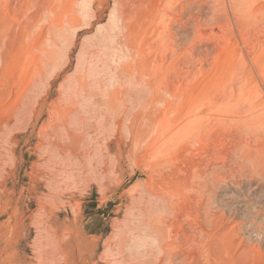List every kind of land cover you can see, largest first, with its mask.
I'll return each instance as SVG.
<instances>
[{"label":"rangeland","instance_id":"374dc122","mask_svg":"<svg viewBox=\"0 0 264 264\" xmlns=\"http://www.w3.org/2000/svg\"><path fill=\"white\" fill-rule=\"evenodd\" d=\"M249 1L0 0V264H264V121L194 111L224 36L264 58Z\"/></svg>","mask_w":264,"mask_h":264},{"label":"bare ground","instance_id":"6f19581e","mask_svg":"<svg viewBox=\"0 0 264 264\" xmlns=\"http://www.w3.org/2000/svg\"><path fill=\"white\" fill-rule=\"evenodd\" d=\"M252 1V0H251ZM248 2H250L248 0ZM161 3V2H160ZM246 4V3H245ZM249 5V4H248ZM174 7V6H173ZM243 8H245L243 5H242ZM249 7V6H248ZM249 9V8H248ZM244 10V9H243ZM160 17V16H159ZM214 22V21H213ZM200 25V24H199ZM198 27V26H197ZM195 28V26H194ZM199 28V27H198ZM1 31V30H0ZM196 29H195V33H196ZM198 33V32H197ZM200 34V33H199ZM201 35V34H200ZM199 35V37H200ZM166 37V36H165ZM2 38V37H1ZM164 39V37H162ZM160 39V38H159ZM152 40H155V39H152ZM165 40H167L165 38ZM235 41V40H234ZM161 44V43H160ZM224 46L221 45V49H220V52L222 53L221 55L225 54L228 59L230 60H227L225 61L224 63V60L223 58H221V56H213L210 51L208 52V54L204 57L202 55H199L198 56V59H197V65H196V80H197V88H196V95H195V99H194V111H195V117H196V121H199V122H202V123H212V122H224V121H237L240 123V121L242 122H261V121H264V58H261V57H258L256 58V60L253 62L254 64L252 65H241L240 68L239 66H237V63L235 62V60H233L235 57H236V46L237 44H232L230 42V39L228 36H224ZM239 44V43H238ZM163 49V48H162ZM157 50V49H156ZM155 50V51H156ZM211 50V49H210ZM159 52V51H158ZM156 51V53H158ZM161 52V51H160ZM193 52V51H192ZM196 52V51H195ZM188 53V52H187ZM186 53V54H187ZM165 54V53H164ZM163 55V54H162ZM195 55V54H194ZM243 55V54H242ZM154 56V54H153ZM157 56V55H156ZM155 56V58H156ZM188 55H186L187 57ZM152 57V56H151ZM150 57V58H151ZM154 58V57H153ZM160 58V57H159ZM164 58V56L162 57ZM182 59V58H181ZM180 59V60H181ZM255 59V58H254ZM159 60V59H158ZM166 60V59H165ZM242 60V59H241ZM152 61V60H151ZM150 61V62H151ZM185 61V60H184ZM196 61V60H195ZM243 61H244V58H243ZM161 62V61H160ZM177 62V61H176ZM191 62V61H190ZM246 63H248L247 61H245ZM186 63V61H185ZM245 63V64H246ZM155 64V63H154ZM158 64V63H157ZM156 64V65H157ZM163 65V63H160ZM193 65V64H192ZM154 66V65H153ZM160 66V65H159ZM176 65H174L175 67ZM189 66V65H188ZM155 67V66H154ZM164 67V66H163ZM194 66H192V68L190 69H194L193 68ZM189 68V67H188ZM152 69V67H151ZM150 69V71H151ZM154 69V68H153ZM159 69H161V67H159ZM182 69V68H181ZM158 70V69H157ZM183 71V70H182ZM181 71V72H182ZM189 71V70H187ZM156 72V71H155ZM154 71L151 72V73H154L156 74ZM159 72V71H158ZM162 72V71H160ZM159 72V73H160ZM167 72V71H166ZM164 72V73H166ZM180 72V73H181ZM158 73V74H159ZM168 73V72H167ZM177 73H178V70H177ZM192 73V72H191ZM170 74V73H169ZM187 74V73H186ZM165 75V74H164ZM167 75V74H166ZM173 76V74H171ZM178 75V74H177ZM160 76V75H159ZM158 76V77H159ZM181 76V75H180ZM184 76V75H183ZM156 77V76H155ZM162 77V75H161ZM165 77V76H164ZM170 77V76H169ZM179 77V76H178ZM182 77V76H181ZM185 77V76H184ZM194 77V76H193ZM168 78V77H167ZM175 78V76H174ZM160 79V77H159ZM158 79V82L161 80ZM187 79V78H186ZM195 79V77H194ZM167 80V79H166ZM175 80V79H173ZM189 80V79H188ZM155 82V81H154ZM153 82V83H154ZM170 82V81H169ZM176 82V81H175ZM161 83H164V82H161ZM166 83V82H165ZM177 83V82H176ZM183 83V82H182ZM191 83V82H190ZM157 84V83H156ZM155 84V86H156ZM169 84V83H168ZM174 84V83H173ZM189 83H187V85L185 86H188ZM192 84V83H191ZM190 84V85H191ZM195 84V83H194ZM171 85V83H170ZM178 85V84H177ZM181 85V84H180ZM196 85V84H195ZM161 86V85H160ZM159 86V87H160ZM154 87V86H153ZM180 88V86H178ZM191 87H193L191 85ZM156 88V87H155ZM164 88V87H163ZM162 88V89H163ZM185 88V87H183ZM187 88V87H186ZM190 88V87H189ZM152 89V88H151ZM158 89V87H157ZM160 89V88H159ZM168 89V88H167ZM175 89V87H174ZM182 89V88H181ZM180 89V90H181ZM179 90V91H180ZM190 90V89H188ZM193 90V89H191ZM190 90V91H191ZM185 91V90H184ZM169 92V90H168ZM178 92V91H177ZM181 94V93H180ZM183 94V93H182ZM181 94V95H182ZM186 95V93L184 94ZM188 95V94H187ZM186 95V96H187ZM113 97V96H112ZM188 97V96H187ZM186 98V97H185ZM190 98V97H189ZM112 100V99H111ZM191 100V98H190ZM112 102V101H111ZM115 102V101H114ZM113 102V103H114ZM109 103H110V98H109ZM112 103V104H113ZM182 103V102H181ZM188 103V102H186ZM193 103V102H192ZM111 104V103H110ZM191 104V103H190ZM110 106V105H109ZM112 106V105H111ZM110 106V108H112ZM180 106V104L178 105ZM184 106V105H183ZM241 122V123H242ZM235 123V122H234ZM193 123H191L190 125H192ZM195 124V123H194ZM254 124V123H253ZM238 125V124H237ZM245 125V124H244ZM189 126V125H188ZM193 126V125H192ZM189 128V130L191 129V127ZM248 126V125H247ZM264 126V124H263ZM195 127V126H194ZM200 127V126H199ZM202 127V126H201ZM223 128V127H222ZM250 128V127H249ZM263 128V127H262ZM196 129V127H195ZM198 129V128H197ZM204 129V128H203ZM225 130V128H223ZM201 130V129H200ZM223 130V131H224ZM237 130V129H236ZM264 130V129H263ZM206 131V130H205ZM230 131V130H229ZM228 131V132H229ZM233 131V130H231ZM230 131V132H231ZM239 131V130H237ZM246 131V129H245ZM227 132V131H226ZM236 132V131H235ZM247 132V131H246ZM250 132V131H249ZM252 132V130H251ZM256 132V131H255ZM262 132V131H261ZM194 133L191 132V135ZM200 133V132H198ZM208 133V132H207ZM218 133H220L218 131ZM222 133V132H221ZM232 133V132H231ZM230 133V134H231ZM244 133V132H243ZM209 134V133H208ZM223 134V133H222ZM238 134V133H237ZM257 134V133H256ZM199 135V134H198ZM197 135V136H198ZM206 135V133H205ZM212 135V134H211ZM210 135V138H212ZM219 135V134H218ZM236 135V134H235ZM249 135V134H248ZM264 135V134H263ZM207 136V135H206ZM239 136V135H238ZM243 136V135H242ZM245 136V135H244ZM247 136V135H246ZM192 137V136H190ZM200 137V136H199ZM205 137V136H204ZM203 137V138H204ZM219 137V136H218ZM237 137V136H236ZM258 137V136H256ZM195 138V137H194ZM194 138L192 139V141L194 140ZM197 138V137H196ZM214 138V137H213ZM216 138V136H215ZM221 138V137H220ZM250 138V137H249ZM223 139V138H222ZM198 140V139H197ZM202 140V139H201ZM213 140V139H212ZM224 140V139H223ZM235 140V139H234ZM261 140V139H260ZM203 141V140H202ZM242 141V140H241ZM248 141V140H247ZM200 142V141H199ZM240 142V141H238ZM246 142V141H245ZM197 143V142H195ZM206 143V142H205ZM244 143V142H243ZM248 143V142H247ZM201 144V143H200ZM199 144V145H200ZM231 144V143H230ZM242 144V143H241ZM251 144V143H250ZM254 144V143H252ZM256 144V143H255ZM216 145V144H214ZM229 145V143H228ZM247 145V144H246ZM249 145V144H248ZM207 146V145H206ZM213 146V145H212ZM230 146V145H229ZM244 146V145H242ZM226 147V146H225ZM233 147V146H232ZM238 147V146H237ZM252 147V146H250ZM241 148V147H240ZM249 148V147H248ZM252 149V148H251ZM228 150V149H227ZM262 150V149H261ZM206 152V151H205ZM192 153V152H190ZM230 153V152H228ZM264 153V152H263ZM226 154V153H225ZM251 154V153H250ZM261 154V153H260ZM229 155V154H228ZM245 156V155H244ZM193 163V162H192ZM195 169V168H194ZM199 170V169H198ZM195 171V170H194ZM197 171V170H196ZM199 174V173H198ZM201 175V174H200ZM184 213V212H183ZM176 214V213H175ZM177 214H180V213H177ZM176 214V216H177ZM175 216V217H176ZM170 217V216H169ZM174 217V219H175ZM170 219V218H169ZM158 220V219H157ZM168 220V219H167ZM177 220V218H176ZM180 220V219H179ZM166 222V221H164ZM170 222V221H169ZM180 222V221H179ZM178 222V223H179ZM156 224V222H154ZM176 223V222H175ZM175 226H177L178 224H175ZM168 224V223H167ZM153 225V224H152ZM163 225V224H162ZM165 225V224H164ZM170 225V224H169ZM182 225V224H181ZM161 226V225H160ZM164 227V226H163ZM170 228V226H168ZM171 227L172 229H176V227H173V224L171 223ZM164 228H167L166 226ZM168 228V229H169ZM179 228V227H178ZM182 228V226H181ZM180 228V229H181ZM172 229H169L170 231ZM154 230H157V229H154ZM154 230H152L154 232ZM164 230V229H163ZM177 230V229H176ZM175 230V231H176ZM179 230V229H178ZM191 230V228H190ZM162 231V227H161V230ZM183 231V230H182ZM181 231V233H182ZM152 232V233H153ZM167 231H164L163 233L165 234H161L160 232H156L155 231V234H161L162 237L165 238V235L167 236L168 238V233L166 234ZM174 232V230H173ZM178 232V233H177ZM187 232V231H186ZM192 233V231H190ZM196 232V231H195ZM172 233V231H171ZM177 233V234H176ZM194 233V232H193ZM203 233V232H202ZM154 234V233H153ZM180 233L179 231H176L174 232V238L175 236H177V238H179L180 236H178ZM190 234V233H189ZM194 235V234H192ZM190 234V236H192ZM187 236V235H186ZM189 236V237H190ZM198 236V235H197ZM207 236V235H206ZM161 237V238H162ZM189 237L187 239H185L186 241V244L189 239ZM194 237H196L194 235ZM156 238V237H155ZM154 238V239H155ZM157 238H160L159 235H157ZM175 238V240L177 239ZM183 238V237H182ZM191 238V237H190ZM193 238V236H192ZM191 238V239H192ZM163 239V238H162ZM170 239V238H169ZM165 239V241H171V239ZM158 240V239H157ZM173 240V239H172ZM178 240V239H177ZM159 241V240H158ZM162 241V240H161ZM160 241V242H161ZM182 241V239H180V242ZM195 241V239H194ZM156 242V241H154ZM163 242V241H162ZM173 242H176V241H173ZM172 244H169V247L170 245L173 246V244H176V243H173ZM179 242V243H180ZM184 242V240H183ZM182 242V243H183ZM200 242V241H199ZM198 242V243H199ZM81 243V242H80ZM157 243V242H156ZM165 243V242H164ZM167 244V245H168ZM178 244V243H177ZM181 244V243H180ZM179 244V246H181ZM191 244V242L189 243ZM188 244V245H189ZM197 244V243H196ZM67 245V244H66ZM79 244L77 243V246ZM80 246V245H79ZM78 246V247H79ZM162 246V245H161ZM166 245H164V248H165ZM175 248H176V245H174ZM203 246H205V244H203ZM168 246H166L167 248ZM163 248V249H164ZM172 248V247H171ZM170 248V249H171ZM179 248V247H177ZM176 248V249H177ZM185 248V247H184ZM78 249V248H77ZM162 249V248H161ZM196 249V248H195ZM65 250V249H64ZM173 250V249H172ZM181 250V249H180ZM191 250V249H190ZM193 250V249H192ZM163 251V250H162ZM166 251V250H165ZM178 251V249H177ZM186 251V250H184ZM63 252V250H62ZM170 252V251H169ZM168 252V253H169ZM175 253V250L173 251ZM183 252V250H182ZM187 252V251H186ZM197 252V251H196ZM206 252V251H205ZM209 252V251H208ZM64 253V252H63ZM167 253V255H168ZM178 253V252H177ZM191 253V251H190ZM194 252H192L193 254ZM204 253V252H203ZM202 253V254H203ZM187 254V253H186ZM191 254V255H192ZM175 255V254H174ZM189 255V254H187ZM207 255V253H206ZM178 256V254H177ZM179 256H180V253H179ZM68 257V256H67ZM165 257V256H164ZM171 257V256H170ZM188 257V256H187ZM206 257V256H205ZM69 258V257H68ZM172 259L174 257H171ZM202 258V257H201ZM209 258V257H208ZM168 259V257H167ZM179 259V258H178ZM185 259V258H184ZM68 260V259H67ZM70 260V259H69ZM169 260V259H168ZM204 260V259H203ZM164 261V260H163ZM166 261V260H165ZM183 261V260H181ZM186 261V260H184ZM196 261V260H195ZM208 261V260H207ZM67 262V261H66ZM69 262V261H68ZM67 262V264H68ZM168 262V261H167ZM163 263V262H162ZM166 263V262H164ZM175 263V262H174ZM186 263H189L186 262ZM185 263V264H186ZM71 264V262H70ZM178 264V263H176ZM192 264V263H191ZM193 264H195L193 262Z\"/></svg>","mask_w":264,"mask_h":264}]
</instances>
